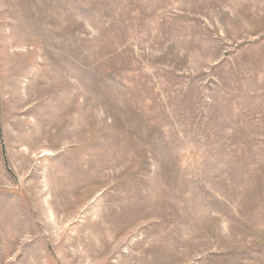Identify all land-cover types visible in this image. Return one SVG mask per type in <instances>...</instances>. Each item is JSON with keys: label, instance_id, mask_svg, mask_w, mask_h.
<instances>
[{"label": "rangeland", "instance_id": "rangeland-1", "mask_svg": "<svg viewBox=\"0 0 264 264\" xmlns=\"http://www.w3.org/2000/svg\"><path fill=\"white\" fill-rule=\"evenodd\" d=\"M0 264H264V0H0Z\"/></svg>", "mask_w": 264, "mask_h": 264}]
</instances>
